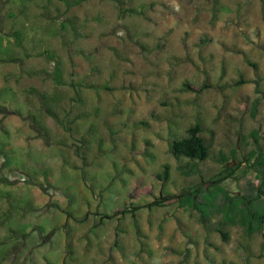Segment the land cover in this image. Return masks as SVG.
<instances>
[{
    "label": "rangeland",
    "instance_id": "obj_1",
    "mask_svg": "<svg viewBox=\"0 0 264 264\" xmlns=\"http://www.w3.org/2000/svg\"><path fill=\"white\" fill-rule=\"evenodd\" d=\"M0 108L21 114L0 112V264H264V231L210 229L214 186L258 184L264 0H0ZM194 125L186 176L170 146Z\"/></svg>",
    "mask_w": 264,
    "mask_h": 264
},
{
    "label": "trees",
    "instance_id": "obj_2",
    "mask_svg": "<svg viewBox=\"0 0 264 264\" xmlns=\"http://www.w3.org/2000/svg\"><path fill=\"white\" fill-rule=\"evenodd\" d=\"M80 1L66 0L67 4L79 3ZM125 12L133 13L130 9H126ZM19 36L18 33L14 34L17 42L20 39ZM43 54L47 53L44 52ZM52 81L55 85H64L58 65L54 67L52 72ZM38 97L43 103L45 111L54 116L48 107L47 97L44 94H39ZM258 103V99H255L252 103L254 114L256 113ZM0 112H7V114L18 117L21 116L18 111L4 108H0ZM201 132L202 128L199 125L190 126L186 130L185 136L174 140L170 146V152L175 159L187 160L182 166H178L180 172L186 176L198 174L197 162H203L209 157V148L201 137ZM232 154H234V151H232ZM220 159L222 162L226 160L223 156ZM243 162L254 170L258 179L257 185L247 183L242 193L237 194L229 193L220 185L214 186L216 194L214 214L219 219L215 221L213 227L210 229L220 234L223 240L227 239V235L223 231V227L227 225L240 228L246 235L262 233L264 231V151L249 152ZM232 172L226 174L225 177L230 176ZM168 177L169 167L168 165H164L162 172L156 174V178L159 181H166ZM200 187L201 185L195 190L187 191L186 196L189 198V208L195 209L198 212L199 222L205 225L209 222L210 211H208L209 209L206 208L202 200L198 198ZM5 254L0 259L5 260Z\"/></svg>",
    "mask_w": 264,
    "mask_h": 264
}]
</instances>
